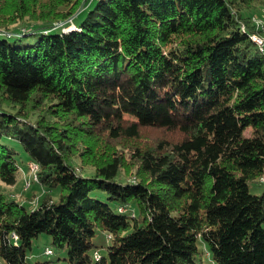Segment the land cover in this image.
I'll use <instances>...</instances> for the list:
<instances>
[{"label": "trees", "instance_id": "1", "mask_svg": "<svg viewBox=\"0 0 264 264\" xmlns=\"http://www.w3.org/2000/svg\"><path fill=\"white\" fill-rule=\"evenodd\" d=\"M255 16L264 0H0V181L40 190L0 191V264L43 233L70 264H264Z\"/></svg>", "mask_w": 264, "mask_h": 264}, {"label": "rangeland", "instance_id": "2", "mask_svg": "<svg viewBox=\"0 0 264 264\" xmlns=\"http://www.w3.org/2000/svg\"><path fill=\"white\" fill-rule=\"evenodd\" d=\"M255 20H256V25L257 28L261 29L262 31H264V17H256L255 16ZM78 26L73 23L70 22V25L68 27L65 28V30L67 29H77ZM25 29V28H23ZM253 38L259 43H262V46L264 44L263 42V38L258 35V34H253ZM261 46V45H260ZM256 131L253 130L250 127H247L245 129V135L247 136H251L253 134H255ZM30 171L32 170H36L38 169L37 166L33 163H30ZM30 172H23L18 180V183L16 185L10 186L7 185L3 182L0 181V191H4L5 193H10L11 195H15L17 198H19L20 200H24V201H31L30 197L34 192H39V186L36 184L33 187L31 186H27L24 184L25 182H28L27 180H25V178L29 177ZM262 179L264 180V177H262ZM250 186V190L254 193L257 194H261L264 190V183H259V182H250L249 184ZM29 199V200H28ZM94 240L97 244H106L107 243V239H106V235L103 231L101 230H97L96 231V236L94 237ZM47 248H51L52 249V253H47L46 249ZM202 248V247H201ZM200 248V249H201ZM203 249V250H202ZM201 251L202 253L200 254V260L202 262V264H214L211 257H210V253L207 250V248H202ZM102 252H105V248H102ZM67 253H66V249L64 248H59L56 245L51 243V237L48 234H41L39 237L35 238L33 240L32 243V251L29 254L28 260L30 264H39L38 262H46L48 261V264H70L67 257H66Z\"/></svg>", "mask_w": 264, "mask_h": 264}, {"label": "bare ground", "instance_id": "3", "mask_svg": "<svg viewBox=\"0 0 264 264\" xmlns=\"http://www.w3.org/2000/svg\"><path fill=\"white\" fill-rule=\"evenodd\" d=\"M260 45H261V48H262V43H260ZM37 166V165H36ZM38 170V169H37ZM38 178V177H37ZM34 179V178H33ZM29 185V182H27V186ZM52 252V251H51ZM50 252V253H51ZM100 258V256H96V259H99Z\"/></svg>", "mask_w": 264, "mask_h": 264}, {"label": "built area", "instance_id": "4", "mask_svg": "<svg viewBox=\"0 0 264 264\" xmlns=\"http://www.w3.org/2000/svg\"><path fill=\"white\" fill-rule=\"evenodd\" d=\"M46 252H47V253H50V252H51V249H50V248H47V249H46ZM95 256H100V255L97 253Z\"/></svg>", "mask_w": 264, "mask_h": 264}]
</instances>
